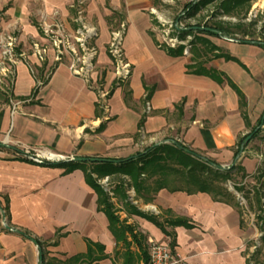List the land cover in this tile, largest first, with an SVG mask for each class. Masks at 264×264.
<instances>
[{"label":"crops","instance_id":"obj_1","mask_svg":"<svg viewBox=\"0 0 264 264\" xmlns=\"http://www.w3.org/2000/svg\"><path fill=\"white\" fill-rule=\"evenodd\" d=\"M153 7L152 0H0V48L10 64L12 84L9 102L0 101V143L20 152L0 150V207H7L3 210L9 226L44 243L50 257L64 261L85 255L91 241L103 245L106 255L93 264H116L114 251L122 245L116 244L107 216L98 209L85 171L42 167L34 157L53 162L71 157L124 160L175 139L205 158L213 160L210 156L219 153L230 158L239 137L259 119L251 101L264 89V48L229 44L224 54L243 66L224 57L206 64L222 75L224 81L218 83L206 74L191 73L190 56L168 54L169 47L154 34ZM80 20L97 34L88 41L95 55L86 77L71 70L73 54L64 53L57 61L54 41L44 34L46 26L59 24L62 33L74 36ZM123 26L121 58L130 65V75L120 81L110 48L113 33ZM239 46L244 48L241 57L232 53ZM227 80L244 93L251 126ZM146 103L147 114L142 106ZM154 138L161 140L136 149V142ZM241 165L250 171L246 162ZM138 199L146 208L142 211L161 222L183 217L194 225L166 227L177 239L173 252L178 264H247L244 250L250 236L235 202L169 189H161L152 202ZM138 218L130 221L146 235V250L151 239L171 248V237ZM2 220L0 210V264H39L38 246L6 231ZM136 249L140 252L132 247Z\"/></svg>","mask_w":264,"mask_h":264},{"label":"trees","instance_id":"obj_2","mask_svg":"<svg viewBox=\"0 0 264 264\" xmlns=\"http://www.w3.org/2000/svg\"><path fill=\"white\" fill-rule=\"evenodd\" d=\"M250 1L252 0H225L221 5L224 8L225 14L229 15L233 10L242 7L244 4L250 6ZM194 6L190 9L193 10ZM237 13V12H234ZM201 32L213 36H223L228 32L221 25H216L209 28L200 29ZM227 35V34H226ZM237 41V40H236ZM240 43H250L258 45L264 48V42L255 41V40H240ZM214 47V46H212ZM168 54L172 56H183V47L178 49L167 48ZM193 57V55H192ZM224 57L227 60H233L239 64L241 62L228 54L218 53L215 58ZM191 63L187 66L188 70L191 73L195 74H206L211 77L213 80L218 83H222L224 79L222 75L215 69H206L201 61L195 59H190ZM242 65V64H241ZM243 66V65H242ZM230 87H232L239 96V104L242 109V116L248 126L250 121L248 119L247 113L245 112V107L247 106L246 98L242 90L231 80H227ZM39 87L36 88L34 94L37 93ZM145 122L144 117L139 122V128L143 126ZM256 126L253 127L251 134H253L251 140L259 135L260 128L264 124V114L256 121ZM252 127V126H251ZM256 128H259L257 131ZM250 135V134H249ZM245 136L241 140L240 150H245L247 144H242L249 136ZM9 149L16 153H20L12 147L0 145V150ZM34 162V161H33ZM37 165L42 167H51V168H65L68 171L73 169H82L85 171V177L87 183L96 191L98 196V209L105 213L109 220V228L116 239L117 245H122L124 249L123 253V264H132L135 259V255L132 251V247L136 246L139 248V262L142 261L145 264L148 263L149 256L148 251L146 250V241L144 237H141L142 234L139 233L133 224L127 222V220H122L118 214V210L115 208L114 203L111 201V198L102 184L99 182L101 179L106 177H111L115 175H121L128 177L130 181V188H133L136 192V196L142 198L145 202H152L154 196L161 189H169L170 191H184L189 194L193 193H208L214 196L217 200H224L227 198V201H233L238 207L240 216L244 215V210L241 204L236 201L233 195L229 192L226 187L220 185V181L227 182L228 180L233 179V176L237 173H242L246 175V169L242 165H233L230 168H222L214 160L205 158L198 154L197 152L191 150L188 146L178 142L170 141L166 143L153 144L147 147L144 151L138 152L135 156L130 157L124 160H115L108 159L105 162H73V161H58L53 162L50 160L41 159L40 162H35ZM173 176L172 181L170 177ZM264 171L260 170V174L257 177V185L253 187V197L250 198L249 193L245 194L246 198L249 200V205L254 209L261 211L259 220L260 229L263 233L261 237L262 245L257 248L253 257L261 255L263 251L264 244ZM124 186V184H122ZM121 187L116 188L118 191L122 189ZM237 190H241L240 187L235 185ZM128 197V196H125ZM235 200V201H234ZM130 210V215H135L140 218H143L157 228H159L162 233L166 236L171 237V248L174 251L177 245L176 236L169 232L166 227H176V226H186L192 228L194 225L190 223L186 218L178 217L176 219L166 220L161 222L157 216L146 213L142 210H139L136 206L131 203H127ZM6 209V208H2ZM7 212V211H6ZM8 214V212H7ZM243 223V220L241 221ZM8 232H14L25 239L31 240L38 245L39 248V257L41 258L39 264H93L96 261L106 258L104 254L105 247L98 243H93L88 241V252L85 255L69 257L66 260H60L54 257H50L46 246L44 243L38 239L33 238L28 232L13 229L10 231L5 229ZM96 250L99 251V254H96ZM247 264H252L251 259L246 260Z\"/></svg>","mask_w":264,"mask_h":264},{"label":"rangeland","instance_id":"obj_3","mask_svg":"<svg viewBox=\"0 0 264 264\" xmlns=\"http://www.w3.org/2000/svg\"><path fill=\"white\" fill-rule=\"evenodd\" d=\"M152 21L154 25V34L157 40L166 47L178 49L183 47V53L185 56H190L191 59L201 61L202 64H206L215 59L218 53H225L229 44H239L240 40H255L264 42V0H252L250 6L244 4L242 7L233 10L229 15L225 14L222 3L225 0H152ZM194 6L193 10H190ZM237 12V13H234ZM216 25H221L225 30H228L223 36L217 37L208 35L200 31L203 28H209ZM2 33L0 32V35ZM225 37L233 40H227ZM237 40V41H236ZM219 45V46H218ZM214 46V47H212ZM221 46V47H220ZM2 48H0V101L9 102L11 96V76L9 72L4 70V67H8L7 61L3 60L1 55ZM186 51H188L186 53ZM244 52L239 46L236 50H232L234 55L241 57V53ZM193 55V57L191 56ZM205 64V65H206ZM6 76L4 77V74ZM262 95H254L251 101V107L253 115L261 117L264 114V93L263 88ZM7 91V93H6ZM4 95L6 97H4ZM145 110V114L149 113L150 105H142ZM256 121L254 120L252 127L247 128L244 135L239 137L238 143L231 148L230 158L226 157V153L223 155L218 154L213 160L218 163L222 168H230L233 165H241L243 162L251 167L250 171L246 169V175L237 173L233 176V179L227 182L220 181V185L226 187L233 195L234 199L238 201L244 210V223L248 230L249 236L246 241V247L244 254L247 258L251 259L252 264H264V244L261 255L253 257L257 248L262 245L261 237L263 235L260 229L261 220L259 215L261 211H254L249 205V200L246 198L249 193L250 198L253 197V187L257 185V177L260 174V170L264 171V124L261 126L259 135L252 140L246 142V149L240 154L241 150L236 154L240 148V143L245 136L251 134L253 127H255ZM139 134H136V141L139 139ZM138 138V139H137ZM174 138V137H172ZM161 139L154 138L152 140L145 139L144 143H137L136 149L143 150L152 143L159 142ZM164 140V139H163ZM177 141L175 139H171ZM181 143V141H178ZM202 151H200L201 153ZM206 156V153H204ZM252 164V165H251ZM172 181L173 176L169 178ZM264 180V179H263ZM105 190L108 192L111 201L114 203L115 208L118 210V214L122 220H127L130 224H133L136 230L142 234L141 237L146 238V235L142 233L137 223H131V219L139 220L138 216L130 215V210L127 203H131L139 210L146 209L142 205L138 196H135L133 188H130V181L128 177L115 175L111 177L103 178L99 181ZM124 184V186H122ZM235 185L240 187L241 190H237ZM121 190L116 188L121 187ZM128 196V197H125ZM252 199V198H251ZM234 200V201H235ZM125 214V215H124ZM264 214V213H263ZM146 243V242H145ZM146 247V246H145ZM125 250L114 251V260L116 264L123 263V253ZM135 259L132 264L139 263L138 250H133Z\"/></svg>","mask_w":264,"mask_h":264},{"label":"built area","instance_id":"obj_4","mask_svg":"<svg viewBox=\"0 0 264 264\" xmlns=\"http://www.w3.org/2000/svg\"><path fill=\"white\" fill-rule=\"evenodd\" d=\"M80 20V25L76 31L74 36H70L67 34L62 33L61 29H63L62 25L53 24L48 25L44 28V34L51 38L54 41V44L58 50V57L57 61H61L62 58L60 55L64 53H71L75 57L71 64L70 68L75 73V75L86 77L92 71L93 65V58L95 53L92 50L88 49V41L92 39L93 36H96V32L94 29H90L85 21ZM57 27L58 31H53L52 28ZM124 26L120 31L113 33L112 42L110 52L116 57L115 63V76L118 80L123 81L128 78L130 75V65L124 63L121 58V45L123 42V30ZM76 42L78 44V48L75 46ZM80 50L84 53L79 54ZM40 50H38L39 52ZM188 51H186L187 53ZM10 64L8 67H4L6 72H9ZM6 74V73H5ZM149 104V103H148ZM36 162H40L41 159L38 157H34ZM3 216V214H2ZM2 225L4 227L5 224L2 220ZM148 256L149 260L147 264H178V256L173 252V250L166 244L160 243L156 240H149L148 241Z\"/></svg>","mask_w":264,"mask_h":264},{"label":"water","instance_id":"obj_5","mask_svg":"<svg viewBox=\"0 0 264 264\" xmlns=\"http://www.w3.org/2000/svg\"><path fill=\"white\" fill-rule=\"evenodd\" d=\"M227 40H233V39H229L227 37H225ZM259 128H256L255 131H257ZM253 134H250L246 140H245V143L250 141V139L252 138ZM0 145L2 146H5V144L3 143H0ZM243 152V150H241L240 154ZM65 161H73V162H105V161H108V159H105V158H97V157H71V158H68L66 159ZM0 210H1V213L3 214V223L5 224L6 226V229L10 230V231H13V228H11L8 224H7V221H6V215L4 213V210L0 207ZM35 243V242H34ZM36 244V243H35ZM37 245V244H36ZM38 246V245H37ZM41 258L39 257V262H40Z\"/></svg>","mask_w":264,"mask_h":264},{"label":"bare ground","instance_id":"obj_6","mask_svg":"<svg viewBox=\"0 0 264 264\" xmlns=\"http://www.w3.org/2000/svg\"><path fill=\"white\" fill-rule=\"evenodd\" d=\"M50 157H51V158H56L57 155H55V154H50Z\"/></svg>","mask_w":264,"mask_h":264}]
</instances>
